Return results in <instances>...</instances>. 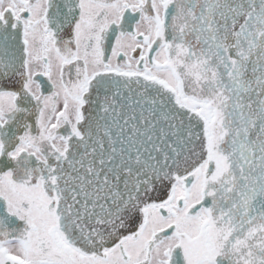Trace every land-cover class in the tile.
I'll return each instance as SVG.
<instances>
[{"label":"snow or ice","instance_id":"obj_1","mask_svg":"<svg viewBox=\"0 0 264 264\" xmlns=\"http://www.w3.org/2000/svg\"><path fill=\"white\" fill-rule=\"evenodd\" d=\"M0 264H264V0H0Z\"/></svg>","mask_w":264,"mask_h":264}]
</instances>
